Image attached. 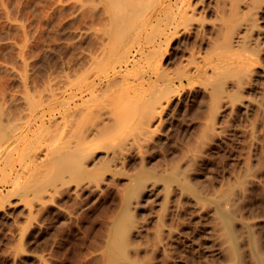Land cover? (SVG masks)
<instances>
[{
  "label": "bare ground",
  "instance_id": "bare-ground-1",
  "mask_svg": "<svg viewBox=\"0 0 264 264\" xmlns=\"http://www.w3.org/2000/svg\"><path fill=\"white\" fill-rule=\"evenodd\" d=\"M98 3L108 16L105 26L100 25L105 44L90 55L85 52L89 60L76 71L67 60L61 88L49 84V89H42L48 93L41 90L44 95L39 88L31 94H20L26 107L33 110V137L37 135L39 140H33V156L30 150L24 154L31 160L26 165L27 177L22 181L18 178L20 172L16 173L7 192L25 199L32 194L33 200L27 202L36 199L38 204L43 194L51 196V191L61 187H72L70 193L78 195L84 189L110 185L119 177L124 181L117 192L119 206L113 216L106 218L109 220L97 253L99 264H264V214L258 215L247 202L253 186L261 182L263 176L258 175L264 169V0ZM90 9H86L89 14ZM89 28L88 32L92 30ZM170 67L175 69L171 71ZM194 88L201 93L199 106L206 115L192 143H183L187 147L169 160H160L158 154L146 155L148 141L155 134H164L162 130L170 131L182 96ZM9 101L7 106L13 102ZM5 106L0 103L1 154L10 136L21 127L14 121L19 120L16 118L21 112L12 119ZM234 116L246 122L244 127L242 124L232 130L233 138H241L246 151L240 156L241 166L234 170L229 167V176L209 183L203 168L212 151L208 154L206 149H215L224 142L229 131L226 127L231 126L229 119ZM48 132L45 140L43 135ZM43 140L46 146L41 150ZM12 143L13 148L17 146L16 141ZM160 148V152H167ZM133 150L137 151L138 163L129 167ZM156 199L158 211L141 220V213ZM188 213L190 222H185ZM22 245L19 243L17 249L21 250Z\"/></svg>",
  "mask_w": 264,
  "mask_h": 264
},
{
  "label": "rangeland",
  "instance_id": "rangeland-1",
  "mask_svg": "<svg viewBox=\"0 0 264 264\" xmlns=\"http://www.w3.org/2000/svg\"><path fill=\"white\" fill-rule=\"evenodd\" d=\"M76 1L75 0H0V101L4 100V102L1 101L0 103H3L4 106L5 105L7 106L9 100H10L9 103L13 101L10 103L11 106L9 105L7 106L9 109L7 115L13 119L18 116L19 112H21L19 114L21 119L20 117L16 119L17 120L24 119V122L19 120L16 121L14 119L15 123L17 122V125L19 126L20 124L21 127H19L18 131H15L16 132L15 134L10 136V139L8 141L9 143L6 142L5 144L7 147H4V150H2V154L0 153V264H37V263L41 264L40 262L41 259H43L45 262L46 260L48 261L45 264L48 263L49 264H93V263L95 264L97 262H98L97 264H99L97 253H98V247L100 246L103 240L102 235L105 234L106 224L109 220L106 218H110L111 216H113L119 206L116 205L119 204L118 203L119 200H117L119 199L118 198L119 195L117 194V192L119 193V188L121 187L120 185L123 184L122 183L123 179L119 177H117L116 180L113 181L112 184L110 185L106 186L102 184L100 185L99 188L91 187L87 189V191L84 189L78 195H72L70 193V189L72 187L69 186L61 187V189H59L56 192L51 191L54 192L53 194H51V196H53L52 197L53 200L51 199V196L45 193L42 196L43 200L41 202L38 201V204L36 199L34 200L35 203L33 201L27 202L26 199L33 200L32 194H29V196L25 199L15 194L14 192L11 193H14L15 195L7 192L9 186L12 185L11 182L13 181L12 179L14 178L16 173L20 172L18 178H20L22 181H24L25 178L27 177L28 168L26 165L31 161L30 156L31 155L33 156V140L34 142H37L36 140H39V137L37 135H34L33 137V110L30 111V109L26 107L27 106L26 101L24 99L22 100L21 93L26 91H29L30 93L31 91H38L39 89L40 92L43 88L49 89L52 86H53L52 88L54 89L61 88L64 84V79H65L64 74L67 69L66 66H68L67 60H69L73 68V71H76L78 70V67L84 66L87 63L86 61L89 60L88 55L98 51L101 48V46L105 44V40L101 32V29L103 27L100 25L102 23H103L102 25L107 23L108 16L104 12L101 4L98 3V0H93V1L89 0L88 2L89 5L87 4L88 0L87 1L83 0L86 3H83L82 0L81 1L79 0L81 4L79 3V1L77 2ZM96 1L97 3H95ZM90 2H92V4ZM93 3L95 5L98 4V7L95 6ZM79 5L80 6L82 5L81 8ZM87 7L89 9L91 8L90 14L88 12L89 10ZM94 7H97V10L92 12L93 10L96 9ZM99 12L101 13L98 14ZM98 18L99 20L100 19L102 20L99 21ZM88 26L91 27L89 28ZM88 28L92 30H89L88 32ZM94 40L95 43L96 42L98 43L97 44L93 43ZM90 50L93 52H91ZM85 52L87 53L90 52V53L87 55V53ZM70 57L72 58V60ZM83 61L86 63H84ZM170 68L171 71L175 69L174 67H170ZM19 74H23V75H19ZM28 79L31 83L27 81ZM48 85L50 87H48ZM28 87H30L31 90L30 88L28 89ZM194 89H193L194 91L192 90L191 93L182 96L181 108L177 112H175V121L173 126L170 128V131L166 132L165 130L164 132V130H162L164 134L154 135V138L158 136L157 137L158 139L153 138L150 141H148L149 144L146 145V148L147 146L149 147L147 148L148 150L144 148L145 151L144 153L146 155L156 156V154H158L161 156V157L159 156V158H161L160 160L162 161L169 160L170 157H174V156L176 157L177 153L180 150H183L185 145L192 143L193 138L198 134L200 130L201 123L204 122V118H205L204 115H206L205 111L199 106V100L202 97L201 93L198 89L196 88ZM15 90L17 92H15ZM7 92H11L12 95H10V93ZM14 93L17 94L18 97L17 95H13ZM44 93L42 94L44 95ZM46 93H48V91H46ZM36 95L39 94L37 93ZM10 96L12 97V100L11 98H9ZM23 102L25 103V105ZM17 103L21 104L20 105L21 107L18 106V108H16ZM9 107L11 108L13 107V108L11 109ZM26 110L28 112H25ZM12 111L14 112L18 111L17 115L13 117L14 112ZM25 113L28 115H25ZM23 116L24 117L26 116L27 119L22 118ZM180 116L183 118L181 119ZM197 116H199L200 122H197L198 120ZM230 119H229L230 122L228 123H230L231 126H229L228 124L226 128L227 129L229 128L228 129L229 131L226 129L225 131L228 132H226L224 136L228 140L234 137V134H232V130L236 129L235 127H238V125H242V124H243L242 127L246 125L245 118L240 119L238 116L237 117L234 116ZM182 120L184 123H182ZM184 124L186 128L184 127ZM194 124L196 127L194 126ZM180 125L182 127H180ZM22 126L24 127V129ZM185 130H188L189 132ZM166 133L169 134L167 135ZM189 133L192 135H190ZM49 134H50L49 132L44 133L43 137L45 140L48 138ZM183 134L184 136H182ZM160 136L162 137V139ZM164 136H166L167 138ZM262 137L264 140V132L262 133ZM168 138L170 139L169 141ZM226 138L222 139L224 142L221 141L222 144L220 143V145L217 148L209 149V150L206 149L207 150L206 153L208 154L211 153L210 151H212V153L209 154L210 155L209 162L205 164L203 168L205 180L207 179V182L209 183L215 184L222 179L221 177L226 178L227 176H229V173H231L232 171L230 170L229 167H231V169L234 167L233 168L234 170L235 168L239 169V167L241 166L240 163L242 162V159H240V156L242 157V155L245 154L244 152H246L244 151L245 148H243L244 146L242 144L243 142L242 139L240 138L239 140L237 138L239 140L238 141L235 140L236 139L235 137L232 140L230 139L228 142ZM180 139L182 141L184 140L185 142L183 141L181 142L182 143L181 144ZM152 140L154 141L151 142ZM15 141L17 146L13 148L12 146L15 145H13L12 142ZM155 142L157 144L159 143L160 144L157 145ZM165 142H167V144H165ZM230 142H233L232 143L233 145H231ZM237 142L239 144L241 143L240 144L241 149L239 148ZM172 143L177 145H174ZM29 145H31L32 147H30ZM151 145L153 147H150ZM161 145L165 146L166 148L168 146L170 150V154L168 152L169 150L166 149L165 147H162ZM173 145L175 148L171 147ZM45 146L46 143L44 141L43 145L41 146V150L44 149ZM228 147L229 149H226ZM230 147L233 148L231 149ZM158 148H160V150H164L167 152H160ZM27 150H30L29 151L30 156L28 157L24 155L25 152H27ZM172 150L175 152H172ZM225 150L228 151L226 152ZM6 151L8 153V156H4L5 154H7ZM36 152L38 153L39 150ZM136 152H137L136 150H133L131 152L133 155L132 154L130 155L129 157L130 161L128 160L127 166L129 165V167H133L138 163L139 157L136 155ZM225 152L227 154H225ZM165 154L168 159L165 157ZM221 154H223L222 156L223 160L220 158ZM162 156H164L166 159ZM236 156L241 160L240 162H238L239 159ZM232 162L235 164H233ZM226 169L229 171L227 172ZM225 170H226V174H225ZM263 174H264V169L261 174L259 173L258 176L259 177L263 176L262 178H264ZM262 178H259V180L261 179V182L259 181L260 185L261 184L262 185L260 186L259 182L258 184H255L247 200V202L251 204L253 210L256 213L258 212L257 214L260 216L264 214V208H262L264 207L263 204L264 182L262 181L263 180ZM202 179H204V177ZM257 185L260 189H258ZM115 187L118 189L116 190ZM112 188H114L115 190H113V192H110L112 191ZM67 193L68 195H66ZM102 194L104 195L102 196ZM256 194L258 195L257 197H255ZM90 195L92 197H90ZM261 195L263 198L261 197ZM21 199L22 201H20ZM153 203L154 204L156 203V205L153 206L154 205ZM150 204L146 207V210L141 213L142 214V217L140 218L141 220H145L147 217L149 218L152 215L153 211L154 212L158 211L157 210L159 209L158 199L154 200ZM39 205H44V206L39 207ZM53 205L55 208L53 207ZM29 209L31 213L29 212ZM188 214H185L184 216L186 217L185 222L186 221L190 222L191 216L190 213ZM27 217L29 219L31 218V220L28 219L29 221L28 225L26 224ZM30 222L31 224L29 225ZM23 226H25V230L27 229V231L29 232L25 231ZM27 226L28 228H26ZM29 226L31 227L29 228ZM40 226L43 228H41ZM16 231H18V234H16ZM22 231L23 233L25 231L24 233L25 235L22 233ZM21 233L23 234L22 235L23 239L21 238ZM24 236L26 237L24 238ZM20 238H21V242L19 240ZM19 243L23 244L22 245L23 248L21 250L17 249ZM13 246H15L16 250H14ZM12 250H14V252H12ZM92 252L94 253V255L92 254ZM15 253L17 255L19 254L18 255L19 257L16 256ZM89 258H91L92 260Z\"/></svg>",
  "mask_w": 264,
  "mask_h": 264
}]
</instances>
